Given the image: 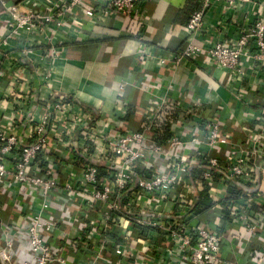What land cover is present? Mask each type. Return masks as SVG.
Instances as JSON below:
<instances>
[{
    "label": "built area",
    "instance_id": "2783aa9c",
    "mask_svg": "<svg viewBox=\"0 0 264 264\" xmlns=\"http://www.w3.org/2000/svg\"><path fill=\"white\" fill-rule=\"evenodd\" d=\"M155 1L1 6L0 264H67L54 253L60 241L79 245L72 264H264V246L237 252L264 237V0H199L177 50L142 51L159 71L147 73L149 100L133 107L137 130L123 129L122 96L103 113L52 83L68 50L60 38L107 19L142 21ZM183 66L186 84L159 79ZM199 71L224 79L211 89ZM218 90L253 118H227ZM204 190L219 202L214 220L194 214ZM67 200L90 228L58 225ZM106 252L114 258L101 262Z\"/></svg>",
    "mask_w": 264,
    "mask_h": 264
},
{
    "label": "crops",
    "instance_id": "0c3cea01",
    "mask_svg": "<svg viewBox=\"0 0 264 264\" xmlns=\"http://www.w3.org/2000/svg\"><path fill=\"white\" fill-rule=\"evenodd\" d=\"M187 0H156L147 3L144 11L146 18L142 21H127L107 19L86 26L79 38H60V41L67 50L64 57L57 61L53 85L75 95L84 105L91 108H98L103 113H110L115 107L117 100H127L132 106H144L149 100L147 89H149L148 72H158V68L152 62L146 61L142 51L148 54L160 51H173L180 42L185 39L184 24L177 22L180 11L185 7ZM149 8V9H148ZM140 55L143 59H139ZM145 60V61H144ZM191 74L190 66L179 68L173 78L159 79L163 83L186 84ZM197 76H206L201 72ZM256 80V75H252ZM221 72L214 75V78L207 79L210 88L215 89L221 85L223 80ZM219 97L226 105V111L231 121L240 122L253 118L251 111L241 110V103L234 100L228 93L218 90ZM230 121V122H231ZM138 118L128 116L123 120V129L137 130ZM62 211H57L55 220L66 231L91 227L89 218H80L77 204L69 200L64 201ZM67 214H75L76 220L73 226L67 221ZM80 218V219H79ZM203 219L214 220L211 216H201ZM9 220L8 212L2 215V221ZM264 230V223L262 224ZM243 231L235 230V235L241 238ZM61 243V244H60ZM54 253L61 251L67 264L76 260L74 253L79 245L65 246L60 241ZM251 243V244H250ZM252 246L263 247L264 237L250 240L249 243L238 246V253H250ZM102 261L113 260L111 252L101 255ZM243 256V253H242ZM242 256L240 257L242 259ZM240 262L244 263L245 260ZM131 263V261H128ZM100 264H105L102 262Z\"/></svg>",
    "mask_w": 264,
    "mask_h": 264
},
{
    "label": "trees",
    "instance_id": "16d2710c",
    "mask_svg": "<svg viewBox=\"0 0 264 264\" xmlns=\"http://www.w3.org/2000/svg\"><path fill=\"white\" fill-rule=\"evenodd\" d=\"M7 1V0H2V2ZM14 3H18L21 0H13ZM201 4L199 2V0H187V3L185 5V7L182 9V11H180V13L178 14L177 17V22L179 24H184L187 22V20L189 19V17L191 16V14L195 13L196 11L199 10ZM149 9V8H148ZM1 10V7H0ZM178 48V47H177ZM177 48H175V50H177ZM173 50V51H175ZM134 106L130 105L129 106V112H128V116H132L133 113V108ZM127 116V117H128ZM100 173L103 172V169H99ZM232 191V193L235 194V196L239 195V191L236 190L235 188H230L229 191ZM208 190H204L202 191L197 200H195V207L193 208L194 214L196 217H201V216H211L212 214H216V210H215V205L219 204V202H213L210 197L208 196L207 193ZM224 217L225 220L229 219V213H225L223 214L222 212H220ZM252 248L254 249V246H252ZM257 248V247H255ZM237 255V254H236ZM220 258L225 259L228 258V255L223 252L220 256Z\"/></svg>",
    "mask_w": 264,
    "mask_h": 264
},
{
    "label": "water",
    "instance_id": "95a60500",
    "mask_svg": "<svg viewBox=\"0 0 264 264\" xmlns=\"http://www.w3.org/2000/svg\"><path fill=\"white\" fill-rule=\"evenodd\" d=\"M13 4H14L13 0H7L4 2H2V0H0V7L3 6L5 8H8V7L12 6Z\"/></svg>",
    "mask_w": 264,
    "mask_h": 264
}]
</instances>
